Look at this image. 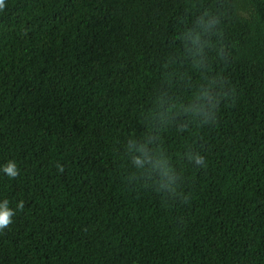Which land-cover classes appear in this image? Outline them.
<instances>
[{
	"label": "trees",
	"instance_id": "1",
	"mask_svg": "<svg viewBox=\"0 0 264 264\" xmlns=\"http://www.w3.org/2000/svg\"><path fill=\"white\" fill-rule=\"evenodd\" d=\"M5 201L0 264H264V0H4Z\"/></svg>",
	"mask_w": 264,
	"mask_h": 264
},
{
	"label": "clouds",
	"instance_id": "2",
	"mask_svg": "<svg viewBox=\"0 0 264 264\" xmlns=\"http://www.w3.org/2000/svg\"><path fill=\"white\" fill-rule=\"evenodd\" d=\"M3 6L4 0H0V8H2ZM196 163L203 164V158L197 156ZM60 170L62 171L63 169ZM3 171L11 178H15L18 175L16 165L11 162L7 164ZM7 203L8 202L5 201L3 205H0V229L8 227V225L12 222L11 217L14 215V213L7 208ZM18 208L22 210L23 202L18 205Z\"/></svg>",
	"mask_w": 264,
	"mask_h": 264
}]
</instances>
